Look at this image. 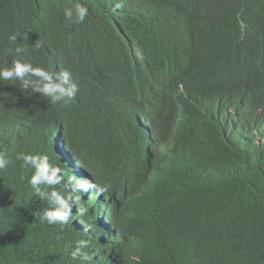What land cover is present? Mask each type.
<instances>
[{
	"label": "trees",
	"instance_id": "obj_1",
	"mask_svg": "<svg viewBox=\"0 0 264 264\" xmlns=\"http://www.w3.org/2000/svg\"><path fill=\"white\" fill-rule=\"evenodd\" d=\"M16 59L78 91L0 80V264H264V0H0ZM21 154L60 183L35 194Z\"/></svg>",
	"mask_w": 264,
	"mask_h": 264
},
{
	"label": "clouds",
	"instance_id": "obj_2",
	"mask_svg": "<svg viewBox=\"0 0 264 264\" xmlns=\"http://www.w3.org/2000/svg\"><path fill=\"white\" fill-rule=\"evenodd\" d=\"M75 18L83 22L88 15V9L82 4H75L74 6ZM65 17L72 18L73 10H65ZM15 34L9 37L10 41H16ZM23 49L21 47L15 48V53L19 56ZM69 73L64 72L56 75L55 79L53 74L40 67H33L32 64L16 59L12 62L11 67L0 68V80H18L20 81L21 88L27 90L30 86L33 91H39L42 95L47 96L53 103L60 101L64 98L72 99L78 91V85L68 79ZM31 77H36L33 80ZM18 159L23 161V165L27 168H34V173L29 179V183L34 190L35 194L42 193L41 185H46L52 188L60 183L61 177L57 175L62 171L59 167L53 166L49 163L46 155H29L21 154ZM6 166V161L0 158V169ZM73 179H75L73 177ZM78 187L87 190L89 187H95L87 182H80ZM106 189L97 188V194ZM49 208L44 211L43 219L49 223L67 222L71 216V208L67 202V197L62 195L56 190L46 192ZM58 205V206H57ZM88 246V241L79 240L76 242L74 256L80 255L81 259H86L83 250Z\"/></svg>",
	"mask_w": 264,
	"mask_h": 264
}]
</instances>
